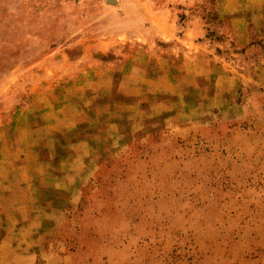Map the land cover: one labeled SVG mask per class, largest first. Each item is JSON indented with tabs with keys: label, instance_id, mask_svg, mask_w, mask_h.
Here are the masks:
<instances>
[{
	"label": "rangeland",
	"instance_id": "rangeland-1",
	"mask_svg": "<svg viewBox=\"0 0 264 264\" xmlns=\"http://www.w3.org/2000/svg\"><path fill=\"white\" fill-rule=\"evenodd\" d=\"M240 3L0 0L3 169L26 164L19 110L57 88L79 107L58 154L91 138L76 190L39 178L48 217L20 242L30 264H264V43L234 32L254 25L232 21L252 13ZM144 78L152 92L134 96ZM133 104L108 137L110 117ZM48 146H35L41 160Z\"/></svg>",
	"mask_w": 264,
	"mask_h": 264
},
{
	"label": "crops",
	"instance_id": "crops-1",
	"mask_svg": "<svg viewBox=\"0 0 264 264\" xmlns=\"http://www.w3.org/2000/svg\"><path fill=\"white\" fill-rule=\"evenodd\" d=\"M231 2L235 4L236 0H231ZM243 4L247 6V9L250 8L249 10L252 13L237 14L236 19L232 21L236 23L238 18L243 17L245 14L247 17L245 24L249 23L250 20L254 23L253 29H249L248 26L241 28L234 26V32L240 38L246 37L247 40H249L248 35H252L250 43H259V41L264 43V0H241V3L236 8L237 11L240 8L239 5L243 6ZM254 12H257V18L262 19L255 20ZM169 15V9L155 11V16L161 19L168 18ZM258 61L255 64L260 65L261 73H264V53L260 62ZM103 67L106 68L104 64ZM63 75L68 77L69 81L78 78V74L72 72ZM101 79L97 77L96 81L93 82L98 89H104L101 85ZM144 80L148 79L144 78L143 81L137 82L131 87L134 90V96L139 97L145 94L147 90L152 92V88L150 89ZM149 82L152 84V79ZM42 93L43 91L39 94ZM53 93L52 91L49 94H42V96L38 94L41 97L37 102L38 104L33 101L32 104L19 110L20 118H26L24 122L30 120L28 132L20 134L21 137L26 135L30 139L24 140L22 138V145L27 146L24 149H19L23 154L21 159L26 164L20 165L18 163L11 170L6 171L2 167L6 161L0 159V264H30L29 260L33 256L30 244L24 245L20 242L30 241L32 238L29 237L30 234L28 233L32 232L33 227L37 228L35 233H38L43 220L48 217L42 213L43 206L39 201V190L43 188L39 178L43 180L45 177V180H49L48 187L54 191L57 190L59 193L62 190H76L74 184L84 174L79 163L83 157L89 154L91 138H82L73 143L70 146L72 152L68 154H58L59 152L56 148L61 136H63L61 133L72 130L75 127L79 113L77 99L72 95H68L69 89L66 87L64 89L57 88L56 95L50 99ZM33 104L35 105L34 107H32ZM139 108V104L135 106L133 104L125 109L115 111V114L106 123L107 128H105V131L108 133V137L114 138L117 135L120 138L122 132L118 133V131L123 122L122 112L126 111V109L135 111ZM141 126L140 124L139 127L141 128ZM57 132L60 133L59 136L50 137ZM4 139L0 137V144H6L7 140ZM38 144L49 145L47 158L44 160L39 158L35 150V146ZM13 155L15 154L13 153ZM13 157L14 160L19 159L16 156ZM30 161L31 163H29ZM48 203L46 207L52 208L54 212L61 210L60 207L57 209L52 202ZM53 218V221L56 222L55 216Z\"/></svg>",
	"mask_w": 264,
	"mask_h": 264
}]
</instances>
